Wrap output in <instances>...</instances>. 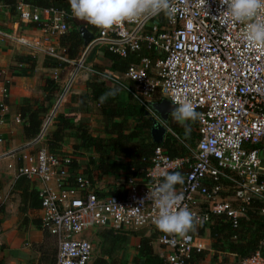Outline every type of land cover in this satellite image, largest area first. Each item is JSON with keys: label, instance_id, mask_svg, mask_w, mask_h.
Listing matches in <instances>:
<instances>
[{"label": "built area", "instance_id": "2783aa9c", "mask_svg": "<svg viewBox=\"0 0 264 264\" xmlns=\"http://www.w3.org/2000/svg\"><path fill=\"white\" fill-rule=\"evenodd\" d=\"M172 5L171 16L161 13L125 21L110 30L82 21L92 29L90 48L104 47L120 58L140 49L153 56L130 64L122 75L90 68L89 73L130 93L152 119L156 117L148 103L154 95L175 107L177 100L190 101L201 114L194 149L186 157L170 158L156 147L145 181H129L119 196H102L88 179L69 177V157L50 154L44 146L34 149L46 119L26 147L33 146L32 150L6 166L16 179L40 185V228L54 239V264H91L92 241L84 236L93 230L158 231L159 258L165 264H188L190 254L202 250L194 232L188 238L162 233L154 223L158 210L152 202L139 203L166 173L184 171V182L175 191L183 196L179 207L186 206L199 218L195 228L205 231L216 217L226 218L235 228L254 201L261 205L259 215L264 219V47L248 44L243 24L218 19L220 0L203 4L172 0ZM15 17L21 24L42 25L41 31L57 41L68 30L66 20L75 16L72 11L37 10L18 2ZM259 19L264 20V13ZM60 49L61 56L50 52L49 57L77 70L82 67L83 55L76 62L68 61ZM124 81L133 85V91ZM133 208L140 212L134 213ZM259 247H264V238ZM238 264H264V257L255 251Z\"/></svg>", "mask_w": 264, "mask_h": 264}, {"label": "trees", "instance_id": "16d2710c", "mask_svg": "<svg viewBox=\"0 0 264 264\" xmlns=\"http://www.w3.org/2000/svg\"><path fill=\"white\" fill-rule=\"evenodd\" d=\"M18 2L31 9H52L64 11L67 14L71 13L68 0H0V5L9 16H15V7ZM66 25L68 30L58 37L57 45L64 50L68 61H76L82 51V41L78 34V28L85 26L90 32H92V29L76 17L68 18ZM97 50L100 52L101 60L105 63L106 70L112 75H122L130 64L137 63L141 58H153L152 52L145 49L128 54L125 58H120L108 52L104 47ZM95 51V48L91 49L84 60L85 63L92 61ZM65 66L67 64L61 65V67ZM96 68L94 65V70ZM1 78L0 76V82L2 81ZM124 84L133 91L130 82L124 81ZM81 89L87 91L89 100L98 106L103 137L90 135L83 126L75 127L73 138L77 141V145L74 144L73 149L75 150L77 147L90 148L95 152L97 158L94 162L90 161V164L92 165L91 170L98 175L116 178L120 173L122 174L120 189L112 190L110 195H121L129 181L136 183L145 181L146 171L150 168V160L156 147L163 149L170 158L186 157L188 150H193L197 140L196 120L186 122L187 126L191 128L190 133L186 134L184 126L169 115L165 125L168 132L165 134L162 143L155 145L151 142L149 136L151 119L130 93L126 92L129 95L126 102H120L118 94L125 91L114 84L100 81L95 76L88 77ZM112 90L116 92L114 97H109L103 104L98 102V98L102 93ZM41 93L43 97L40 101L29 99L17 101L16 114L22 124V136L27 142H31L39 135L43 122L48 117L60 89L52 79H46L41 87ZM82 98L84 97L82 96ZM153 101L158 102L160 99L154 98ZM3 104H6V102L4 101ZM51 123L54 130L44 132L42 137L43 146L48 153L58 155L60 154L58 151L61 149L64 131L71 129L73 126L70 119L64 117V115H55ZM74 165H71V172L74 171ZM67 172L69 175V169ZM179 173L182 176L184 175V171ZM87 176L84 178L91 182V178L89 175ZM69 177L72 178L70 175ZM12 189L19 194L20 207H18V211L20 213L24 214L28 210H39L40 201L37 191L29 186L26 179L17 178ZM260 206L256 201L247 206L243 211V216L238 219L235 228H232L229 221L224 217H216L211 220L209 225L205 227V232H207L210 240V249L215 255H233L240 260L250 256L255 251H259L261 256L264 257V247H259V243L264 238V219L259 215ZM1 211L0 208V214ZM33 225L41 230L39 218L35 220ZM199 229L204 232L203 228L200 227ZM150 234L147 237L141 236L139 238L131 264H165L158 254L153 253L151 249V243L156 240L160 232L153 231ZM42 235L41 247L48 255L53 253L54 261L55 248L54 250L51 248L54 239L44 231H42ZM97 236L101 248V258L97 259L95 264H107L104 258L109 259L112 258L113 254L117 255L122 252L124 254L126 251L127 236L122 232L101 230ZM203 255L202 251L192 252L188 264H193L197 257L200 258ZM0 264H3L1 259ZM109 264L126 263H120L112 258Z\"/></svg>", "mask_w": 264, "mask_h": 264}, {"label": "crops", "instance_id": "0c3cea01", "mask_svg": "<svg viewBox=\"0 0 264 264\" xmlns=\"http://www.w3.org/2000/svg\"><path fill=\"white\" fill-rule=\"evenodd\" d=\"M41 29L42 25L40 24H21L15 16H9L6 11L0 10V76L2 77L0 82V138L2 140L0 143V208L2 210L0 214V259L3 264H54L53 253L48 255L41 247L42 231L33 225L39 218V210H28L24 214L18 211V207H20L19 194L12 189L16 178L14 172L6 168L8 164L14 163L20 155L33 148V146L28 150L26 148L30 142L25 141L22 136V124L16 114L17 101L20 99L40 101L43 97L41 87L44 80L52 79L60 91L64 83L66 87L70 82L69 90L67 88L52 116L53 118L55 115H64L70 119L73 126L64 131L61 149L58 151L60 153L58 155L62 154L61 156L71 159L68 168L69 175L71 177H88L87 175H89L91 182L97 185L98 192L102 196L110 195L112 190L118 189L123 178L121 173L116 178L98 175L91 170L92 165L90 164V161L94 162L97 158L95 152L90 148L77 147L75 150L73 149V145H77V141L73 138L75 127L83 126L90 135L103 137L98 106L89 100L88 92L81 89L87 78L93 76L87 69L94 70L95 65L97 67L95 70L101 71L100 68H102L107 71L105 63L101 60L100 52L96 49L92 61L87 63L84 60L92 48H89L86 53L83 52L85 53L82 68L84 73H66L69 66L56 68L54 65L57 63L49 58L50 52L55 53L56 50L61 52L56 39L48 37ZM50 63L54 64L46 66ZM2 90H4V95L1 93ZM154 98L155 95L150 102ZM128 99L129 95L126 92H119L118 100L120 102H126ZM4 101L6 104H3ZM53 108L52 106L49 115ZM52 118L46 127L42 128L43 134L45 131L54 130L51 123ZM42 137L36 146H43ZM72 163L75 164L73 173L70 170ZM28 184L35 191L40 189V185L36 182L28 181ZM48 186L53 188L52 184H48ZM177 187L178 184L175 189ZM196 229L192 230L194 241L197 236ZM94 231L101 232L100 230L91 232ZM142 231L145 230L122 232L127 236V247L128 245L133 246L129 251L133 252L138 246L141 237L138 233ZM143 236L147 237L148 235ZM159 251L158 247L157 254ZM126 252L122 256H125ZM231 256L233 259L230 262L238 263L239 259L236 256Z\"/></svg>", "mask_w": 264, "mask_h": 264}, {"label": "clouds", "instance_id": "9594fccd", "mask_svg": "<svg viewBox=\"0 0 264 264\" xmlns=\"http://www.w3.org/2000/svg\"><path fill=\"white\" fill-rule=\"evenodd\" d=\"M205 2L201 0L202 4ZM68 3L76 18L101 30H110L125 21L148 19L161 13L171 16L175 12L172 0H68ZM220 5L222 10L218 19L243 24L248 44L264 47V20L259 19L264 13V0H220ZM115 95L114 90L106 91L100 95L98 102L103 104ZM174 104L178 107L173 109L171 117L180 122L185 133L189 134L191 128L186 122L197 120L201 114L190 101L177 100ZM183 182L181 173H166L163 182L149 191L139 203L143 205L144 200H149L158 210L154 223L159 231L188 238L187 234L194 230L199 218L186 206L179 207L183 196L175 191V186ZM131 210L134 213L140 212V208Z\"/></svg>", "mask_w": 264, "mask_h": 264}, {"label": "rangeland", "instance_id": "374dc122", "mask_svg": "<svg viewBox=\"0 0 264 264\" xmlns=\"http://www.w3.org/2000/svg\"><path fill=\"white\" fill-rule=\"evenodd\" d=\"M92 47H94L95 49H98L100 46H92ZM83 52H84V50L82 49L80 55L78 56V59L83 55ZM61 54H62L61 52L56 50L55 55L61 56ZM49 58L54 60L55 63H57V64L54 65L56 68H59V67L63 68V67H61V65L62 64H67V66H65V68H67L69 66V69L67 70L66 73H74V70H75L76 66H74L73 64L61 62V61H58V60H56L54 58H51V57H49ZM52 64H54V63L46 64V66H52ZM83 66H84V64L82 65V67L78 68V72H76V73H84L83 70H82ZM100 69L103 72H107V71H104L102 68H100ZM64 87H65V83L63 84L62 89H64ZM62 89H61V91H62ZM68 90H69V88H68ZM61 91H60V93H61ZM60 93L55 97V102L57 101L58 98H60V96H59ZM156 97L157 96H155V98ZM55 102H54V105H55ZM54 105H53V107H54ZM49 113H50V111H49ZM49 113H48V115H49ZM36 147H40V145L35 146L34 149ZM145 234L147 236L150 233H147L145 231H142V232L138 233L139 236H143ZM195 234H197L195 242L199 243L201 245V247H202L201 251L204 253V255L202 257H200V258L197 257L195 259V261L193 262V264H234V263L230 262L233 259V257L231 255H226V256H223L221 254L215 255L212 252V250L210 249V240H209L207 232H201V230L200 229L198 230V228H197L196 231H195ZM97 235H98V233L96 231H94L93 233L92 232L86 233V235L84 236L86 239H89V240L92 241L93 257H92L91 264H95V261L97 259L101 258V248H100V244H99V238H98ZM132 237H134V236H132ZM51 248L53 250L55 248L53 241H52V244H51ZM132 248H133V246L128 245L127 250H126L127 252H126L125 256H122L123 255V252H122V253L117 254L119 256L113 254L112 258L116 259V261H119L120 263L131 264L132 261H133V257L135 255V249H134L133 252L129 251V249H132ZM151 249H152V251L155 254H157L158 246H157L156 241H154L151 244ZM112 258H109V259L108 258H104V261H106V263L109 264V263H111V259ZM235 264H237V263H235Z\"/></svg>", "mask_w": 264, "mask_h": 264}, {"label": "water", "instance_id": "95a60500", "mask_svg": "<svg viewBox=\"0 0 264 264\" xmlns=\"http://www.w3.org/2000/svg\"><path fill=\"white\" fill-rule=\"evenodd\" d=\"M78 34L81 38L82 41V49L84 50V52L86 53V51L90 48V43L93 40V36L91 34L90 31L87 30V28L85 26H80L78 28ZM82 56V60L84 58V55ZM77 68L74 70V73H76ZM70 83V82H69ZM68 85L64 88L59 100L57 101V103L55 104L51 114L49 115V118L45 124V126L43 128L46 127V125L48 124L49 120L52 118L53 113L55 112L60 100L62 99V97L64 96L68 86ZM148 106L150 108V110L154 113L156 119H151V127L149 129V136L151 139V142L155 145H160L164 139L165 134L167 133V128H166V122H167V118L169 115H171V112L173 111L174 108H176L174 105H172L171 103H169L168 101L161 99L160 101L156 102V101H152L148 103ZM147 114V112H146ZM42 132V131H41ZM39 139V138H38ZM37 140V139H36ZM33 141L32 143L36 142Z\"/></svg>", "mask_w": 264, "mask_h": 264}]
</instances>
